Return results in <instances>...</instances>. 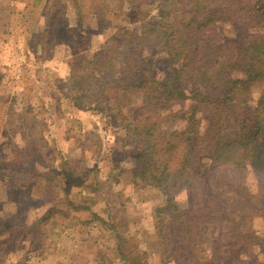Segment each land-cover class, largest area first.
Returning a JSON list of instances; mask_svg holds the SVG:
<instances>
[{
	"label": "rangeland",
	"instance_id": "obj_1",
	"mask_svg": "<svg viewBox=\"0 0 264 264\" xmlns=\"http://www.w3.org/2000/svg\"><path fill=\"white\" fill-rule=\"evenodd\" d=\"M114 3L107 0L109 7ZM155 3L144 7L158 18ZM97 8L92 0H0V180L5 186L0 193V264H124L117 252L119 234L129 256H140L138 264H180L176 258L184 244L165 225V246L156 223V210L170 195L135 184L136 150L125 144L124 125L138 117L134 105L140 95H120L104 105V112L95 106L79 109L70 100L74 55L92 57L114 31L99 27L92 12ZM237 20L225 25L222 41L251 37ZM108 22L111 27L116 23ZM263 89L264 84L254 85L252 97ZM208 171L209 192L217 174L227 182L244 174L249 192L258 191L248 167L240 174L213 165ZM219 192L222 198L229 195L226 185ZM182 195L176 199L187 207ZM211 225L202 235L204 249L195 252L196 264L226 261L215 259L213 250L216 238L228 243L218 232L225 222ZM252 228L264 239L262 218ZM238 259L234 264H264V248L251 244Z\"/></svg>",
	"mask_w": 264,
	"mask_h": 264
},
{
	"label": "trees",
	"instance_id": "obj_2",
	"mask_svg": "<svg viewBox=\"0 0 264 264\" xmlns=\"http://www.w3.org/2000/svg\"><path fill=\"white\" fill-rule=\"evenodd\" d=\"M92 1L99 5L92 11L99 27L114 31L92 57L74 55L70 100L79 109L101 111L120 95H140L138 117L124 125L125 144L136 150L135 184L170 195L155 213L161 241L166 246L161 228L171 226L184 244L177 261L186 264L187 254L196 264L203 233L218 221L225 222L218 232L228 243L216 238L215 259L234 264L251 244L264 248L252 228L256 218L264 221V89L252 97V87L264 84V0H116L111 7L107 0ZM153 3L158 18L146 10ZM109 19L116 22L112 27ZM236 19L251 37L222 41L225 25ZM210 165L237 174L248 167L258 191L249 192L244 174L228 182L217 174L209 192ZM222 185L228 197L222 198ZM182 194L187 207L176 199ZM117 238L124 264H138L140 256L130 257L124 237Z\"/></svg>",
	"mask_w": 264,
	"mask_h": 264
},
{
	"label": "crops",
	"instance_id": "obj_3",
	"mask_svg": "<svg viewBox=\"0 0 264 264\" xmlns=\"http://www.w3.org/2000/svg\"><path fill=\"white\" fill-rule=\"evenodd\" d=\"M5 191V186L3 182L0 180V193H3Z\"/></svg>",
	"mask_w": 264,
	"mask_h": 264
}]
</instances>
